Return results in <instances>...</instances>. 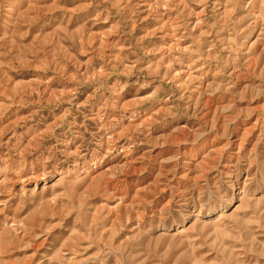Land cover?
Here are the masks:
<instances>
[{
  "label": "rangeland",
  "instance_id": "rangeland-1",
  "mask_svg": "<svg viewBox=\"0 0 264 264\" xmlns=\"http://www.w3.org/2000/svg\"><path fill=\"white\" fill-rule=\"evenodd\" d=\"M0 264H264V0H0Z\"/></svg>",
  "mask_w": 264,
  "mask_h": 264
}]
</instances>
